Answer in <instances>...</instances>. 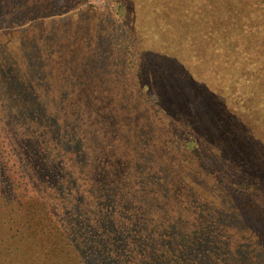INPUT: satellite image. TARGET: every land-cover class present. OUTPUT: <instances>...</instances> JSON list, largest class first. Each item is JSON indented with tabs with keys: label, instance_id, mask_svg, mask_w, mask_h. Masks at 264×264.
Instances as JSON below:
<instances>
[{
	"label": "trees",
	"instance_id": "obj_1",
	"mask_svg": "<svg viewBox=\"0 0 264 264\" xmlns=\"http://www.w3.org/2000/svg\"><path fill=\"white\" fill-rule=\"evenodd\" d=\"M111 1L116 21L134 15L133 0ZM226 1L229 9L219 12L223 25L215 32L210 25L201 31L210 46L205 55L199 51L217 66L207 72L219 82L217 95L226 99L216 95L218 115L201 114L207 89L188 78L183 84L191 83L202 97L189 103L182 99L186 110L173 101L179 109L174 112L162 98L147 97L149 83L140 84L150 75L144 25L142 30L126 22L125 38L114 37L116 46L107 52L97 45L96 30L80 27L49 48L54 74L64 65L81 72L101 68L73 88H87V94H76L99 110L92 103L90 109L74 107V115L63 122L62 114L60 123L57 116H47L50 104L45 102L26 129L15 131L18 136H0V264H264V172L254 156H246V138L255 145L250 149L256 157L264 146V0ZM210 2L193 0L190 18L212 21L216 11ZM144 5L152 25L176 7L171 0H141ZM152 28L171 41L191 33L165 23ZM11 40L3 44L21 50L18 37ZM113 55L116 69L126 58V83H137L140 93L130 95L123 84L105 83L102 76L111 71L103 64ZM15 59L27 61L22 76L39 70L34 85L28 84L35 94L43 86L38 91L42 101L51 96V83H62L38 58ZM158 64L157 69L165 66L162 60ZM171 67L165 77L178 74ZM45 75L49 82L43 84L39 76ZM107 87L120 89L118 97L107 100ZM91 92L104 97L95 102ZM211 119L218 124L204 133ZM222 148L224 158H234L216 165ZM230 196L246 202L245 221L236 224Z\"/></svg>",
	"mask_w": 264,
	"mask_h": 264
},
{
	"label": "rangeland",
	"instance_id": "obj_2",
	"mask_svg": "<svg viewBox=\"0 0 264 264\" xmlns=\"http://www.w3.org/2000/svg\"><path fill=\"white\" fill-rule=\"evenodd\" d=\"M46 1L48 2V0ZM50 1V8L47 9L45 8V0H0V136L7 137L8 140H11L13 134H16V130L26 129L27 125L30 123L27 121H30V117L33 116L34 111L38 110L42 112V110H44L40 107L37 109V106H42L45 102L50 104V108L45 109L46 112L50 113L47 116H57L60 123V116L62 114L63 122L69 115H74V107H80V109L85 110L86 108L90 109L94 106L99 110L89 99L88 101L87 99L81 98L83 95L76 94L77 91L87 94V88L81 90V87H77L76 91H73V88L76 86V83L83 84L85 79H93L92 75L95 72H100L101 68H95L94 65V68H84L81 72L75 71L70 68V66L64 65L54 74V68L51 67L53 64L49 62L47 57L49 48L59 44L64 39H68V36L76 34L74 29L77 27L82 28V30H96L97 36L94 39L96 41L100 40L97 45L103 52H107L111 46H116L114 45L116 44L114 37L125 38V31L128 29L126 22L142 26V30L143 25L144 27L146 26L145 33L148 35L146 45L150 51V54L146 58V64L149 68L150 75L147 80H142L141 78L140 84H150L146 87V90H148L147 97H149L150 100H157L160 97L172 110L173 107H175L173 101H176L177 105H181V107L184 108L182 99H186L183 103H189L188 101H195L198 97H202V94L197 92L191 83L183 84L182 81L188 78V81L198 82L199 85H203L207 89L204 94L205 98L202 97L205 103L200 107L201 114H217V107L219 108L218 97L221 101H226L224 97L217 95V91H219L217 88L219 82L215 84V79L207 72L209 69H215L217 67L215 65L216 63L212 59L208 60V57L204 60L205 57L202 58L200 55V52L205 55V47L208 49L210 46L207 40L202 36L201 31H204L207 25H210L211 30L215 32L223 25L222 14H219V12L222 11L226 13L229 9L230 5L226 0H211L210 3L216 12L213 13L211 17L212 21L204 24H202L200 20H195L198 16H195L194 20L190 18L188 7L193 0H171L176 4V7L172 8L171 6L168 10L169 12L162 20H160V17L154 19V21H157L154 24L165 23L168 26H178L182 31L190 29V34L182 32L179 36L180 38H175L174 41L168 40V35L166 33L154 34L155 31L159 32L161 29L158 28L155 30L152 28L154 25H152L153 19L150 20L151 17H148V11L145 9V5L143 6L144 8L140 6L141 0H133V5H135L134 15L128 18L127 15L121 16L120 20L117 21L113 16V4L111 0ZM177 9H180L181 12L177 11ZM77 13L80 14L73 17ZM144 13L147 14V19ZM37 17H42L46 20ZM178 18H181V20ZM16 36L19 39L18 41L22 44L21 50L12 51V49L7 47V44L12 42V37L16 38ZM183 39H186L187 43L181 42ZM3 42L7 44H3ZM171 45L173 46L170 47ZM114 48L116 54L119 56V49L117 47ZM19 57L25 60L29 58H38V62L43 61L42 64L49 67L51 70H48L49 68L45 66L44 68L48 72L53 73L58 81L60 80V82H62H53L49 85L48 93H50L51 96L46 101L41 100L42 96L41 94L39 95L38 92L40 89H43L41 84L37 90L38 96L37 93L35 94L32 86L28 84V82H32L34 85L35 73L38 74L39 70H34L35 73L28 72L26 75L22 76L21 71L27 65V61L26 63L16 62L15 58ZM114 57V55L113 57L109 56L103 64V66L108 67L109 71H111L108 77L102 76L105 83L109 82L110 85L114 87H118L119 85L122 86L123 84L124 87L127 86L126 90L130 95L140 93L137 83H135L134 86L126 83L127 76H125V73H127L126 67L128 66L127 62H125L126 58L122 57L123 62L120 64L119 69H116L113 66ZM160 60L165 62V66L157 69V64ZM170 66H172V72H178V74L176 76L174 74V77L171 74L165 77L164 73L169 71L168 69ZM80 78H84V80H80ZM108 78H110L111 81H109ZM39 81H42L43 84L49 82L48 76H39ZM93 82L97 84L98 79H94ZM235 85L239 88L238 83H235ZM252 87H254V84ZM119 91L120 89L114 91L112 87H107L104 92L106 99L111 100L112 97H118ZM192 91L195 92L192 93ZM88 94L90 96L89 98L95 99V102L99 97L101 99L104 97V94L92 96L95 94L94 92ZM72 100H74V103L76 102V106L72 105ZM91 103L92 106L90 105ZM104 104L108 106L109 101H105ZM190 107L193 110L192 105ZM184 110L186 109L184 108ZM173 111L178 112L179 109L175 107ZM243 119L244 118H241L240 120ZM216 121L217 120L211 119L210 124L203 132L208 133L210 129L216 127L218 124ZM59 122L57 121V123ZM37 123H40V121H37ZM38 127L42 128L43 125H38ZM258 131L260 130L256 129V132ZM232 133L238 135L237 132ZM16 136L18 135L16 134ZM246 139L248 142L246 151L249 150L252 152L247 153L246 156H254L256 163L259 164V168H263L264 172V146L262 151H258L259 155L256 157L254 155L255 149H250L255 147V145L252 144L250 138ZM224 157L225 155L222 148L217 157V161L214 163H216V165L217 163L221 165L222 161H231L234 158V156L231 155H229L228 158ZM172 158L173 156H171V159ZM203 162L206 164L211 163L208 158H204ZM228 175H231V172L228 173ZM263 176L264 173L261 174V182H263ZM229 180L235 181L233 177H229ZM239 181L240 179L236 178L235 182L237 183ZM228 185L231 186L230 184ZM181 187L184 189L187 188L184 186ZM2 188L3 185L0 183V190ZM228 204L237 218L236 224L240 220L245 221L243 212L248 210L246 202L238 201L235 197L230 196ZM1 241L0 239V242Z\"/></svg>",
	"mask_w": 264,
	"mask_h": 264
}]
</instances>
